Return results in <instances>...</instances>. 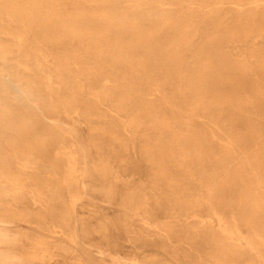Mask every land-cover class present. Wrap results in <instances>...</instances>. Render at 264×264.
Returning a JSON list of instances; mask_svg holds the SVG:
<instances>
[{"label":"bare ground","instance_id":"obj_1","mask_svg":"<svg viewBox=\"0 0 264 264\" xmlns=\"http://www.w3.org/2000/svg\"><path fill=\"white\" fill-rule=\"evenodd\" d=\"M0 264H264V0H0Z\"/></svg>","mask_w":264,"mask_h":264}]
</instances>
